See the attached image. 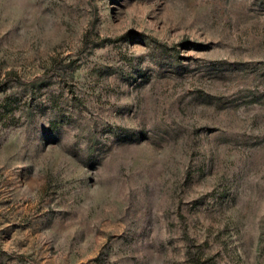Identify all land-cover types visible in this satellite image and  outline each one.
I'll return each instance as SVG.
<instances>
[{
  "label": "rangeland",
  "instance_id": "obj_1",
  "mask_svg": "<svg viewBox=\"0 0 264 264\" xmlns=\"http://www.w3.org/2000/svg\"><path fill=\"white\" fill-rule=\"evenodd\" d=\"M0 264H264V0H0Z\"/></svg>",
  "mask_w": 264,
  "mask_h": 264
}]
</instances>
